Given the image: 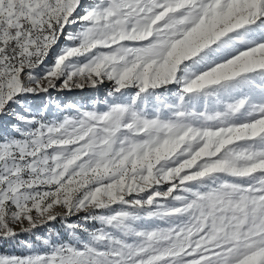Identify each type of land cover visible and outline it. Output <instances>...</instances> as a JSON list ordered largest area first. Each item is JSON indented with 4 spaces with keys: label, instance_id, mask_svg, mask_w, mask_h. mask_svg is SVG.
I'll return each mask as SVG.
<instances>
[{
    "label": "snow or ice",
    "instance_id": "6c2138e0",
    "mask_svg": "<svg viewBox=\"0 0 264 264\" xmlns=\"http://www.w3.org/2000/svg\"><path fill=\"white\" fill-rule=\"evenodd\" d=\"M6 247L264 264V0H0Z\"/></svg>",
    "mask_w": 264,
    "mask_h": 264
},
{
    "label": "rangeland",
    "instance_id": "374dc122",
    "mask_svg": "<svg viewBox=\"0 0 264 264\" xmlns=\"http://www.w3.org/2000/svg\"><path fill=\"white\" fill-rule=\"evenodd\" d=\"M53 95H55V93H53ZM98 95H100V94L94 93L90 90H85L83 92L77 90V91L70 93V94H67V95H61L60 99L87 103V102H90L93 97L98 96ZM57 227H59L58 224H57ZM39 231L41 234H43L46 231V229H40ZM24 238L25 237H22V239H24ZM21 251L22 250L19 247H16V248H13V247L0 248V252L19 254Z\"/></svg>",
    "mask_w": 264,
    "mask_h": 264
}]
</instances>
